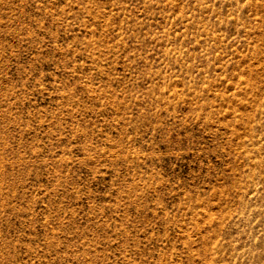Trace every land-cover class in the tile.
<instances>
[{
  "label": "rangeland",
  "instance_id": "1",
  "mask_svg": "<svg viewBox=\"0 0 264 264\" xmlns=\"http://www.w3.org/2000/svg\"><path fill=\"white\" fill-rule=\"evenodd\" d=\"M0 264H264V0H0Z\"/></svg>",
  "mask_w": 264,
  "mask_h": 264
}]
</instances>
